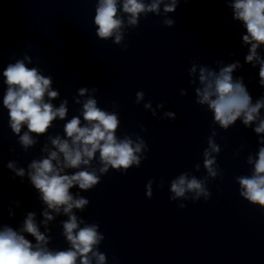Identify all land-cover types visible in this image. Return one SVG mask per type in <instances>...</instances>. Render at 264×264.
I'll return each instance as SVG.
<instances>
[{
    "label": "clouds",
    "instance_id": "clouds-1",
    "mask_svg": "<svg viewBox=\"0 0 264 264\" xmlns=\"http://www.w3.org/2000/svg\"><path fill=\"white\" fill-rule=\"evenodd\" d=\"M181 0H96L94 25L96 36L101 40L113 39L117 45L124 41L125 30L139 25L141 15H163L162 23L172 27L173 19L167 18L174 13ZM187 2V0H185ZM232 10V19L240 22L246 34L241 37L242 43L249 46L245 62L253 67L259 66V84L264 87V56L258 51L264 46V0H226ZM125 47H127L125 45ZM32 58L24 55L14 63H9L2 72L4 84L7 85L3 96V107L8 110L9 126L18 136V143L25 151L37 143L33 135H44L52 127L58 117L65 120L68 114V100H61L59 107L51 102L60 96L59 90H52L53 79L45 76L38 67H28ZM217 64H223L217 61ZM242 65L239 61L219 67L218 71L196 61L191 62L188 69L189 83L195 87L196 103L206 106L213 113V123L223 130H228L237 120L245 127H253L258 137V152L249 154L247 164L252 166L251 175L237 176L239 195L254 206L264 209V95L253 102L244 78L235 77L233 73ZM76 104H82L79 115L73 116L63 127L65 138L60 135L48 136L51 148L45 144L43 151L46 158L33 160L28 165L27 176L33 187L40 193V199L47 206L41 213V223L48 228L55 217L53 212L61 211L68 217L62 221L63 236L70 245L66 250H52L48 247L50 237L41 232L36 221V213L28 212L22 227L17 230L7 224L0 225V264H107L106 254L99 251L105 239L96 223H86L73 210L83 212L90 201L70 191L78 187L81 191L93 189L101 182V177L110 169L122 173L135 166L140 167L147 157L145 141L137 135L117 137L120 119L116 111L108 112L98 107L95 94L98 88L81 87ZM87 94V95H86ZM182 96L187 95L181 89ZM144 92L136 93L137 104L144 100ZM47 97V100L45 99ZM79 97H86L83 101ZM144 108L155 117L157 109H163L160 103L153 108L152 102L144 104ZM83 118V123L81 120ZM162 119H176L172 111H165ZM27 131L20 135L22 127ZM142 130H144L142 128ZM217 132L213 129L207 138V148L203 151V167L206 175L197 178L188 172L181 173L170 181V200L207 201L211 192L208 181L221 177L217 155L221 147L215 142ZM97 153L99 154L97 157ZM236 155H239L237 152ZM95 162V163H94ZM7 167L15 176L23 178L25 169L17 168L15 161H9ZM201 165L196 164L199 171ZM77 170L68 172L66 170ZM15 178V177H14ZM153 181L146 184V195H153ZM163 187V180L159 185ZM183 209L184 203L178 205ZM13 213L10 210V216ZM83 224V227L80 225ZM34 239L30 240L27 237ZM114 264H117L113 257Z\"/></svg>",
    "mask_w": 264,
    "mask_h": 264
}]
</instances>
